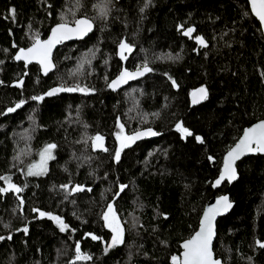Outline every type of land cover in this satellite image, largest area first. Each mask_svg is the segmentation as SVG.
Instances as JSON below:
<instances>
[{
	"label": "trees",
	"instance_id": "obj_1",
	"mask_svg": "<svg viewBox=\"0 0 264 264\" xmlns=\"http://www.w3.org/2000/svg\"><path fill=\"white\" fill-rule=\"evenodd\" d=\"M102 2L0 0V187L10 178L23 188L0 193V264H172L208 202L221 195L235 207L218 222L216 258L264 264V157L245 159L237 183L213 189L225 155L245 129L264 121V34L249 0H111L103 18ZM62 16L68 24L88 18L95 31L61 47L48 78L36 65L17 63L18 50L37 34L48 38ZM121 41L133 48L125 64ZM145 63L152 69L146 79L118 93L108 87L124 68ZM76 85L88 91L45 95ZM201 87L208 97L192 107L190 94ZM178 123L193 135L182 137ZM120 125L125 136L148 129L160 135L131 143L116 161ZM97 135L107 152L93 148ZM48 144L56 148L47 174L27 175ZM76 185L85 190L71 192ZM109 204L124 229V243L115 247H108L112 232L103 219ZM33 209L59 216L68 228L61 232ZM77 243L91 259H76Z\"/></svg>",
	"mask_w": 264,
	"mask_h": 264
},
{
	"label": "snow or ice",
	"instance_id": "obj_2",
	"mask_svg": "<svg viewBox=\"0 0 264 264\" xmlns=\"http://www.w3.org/2000/svg\"><path fill=\"white\" fill-rule=\"evenodd\" d=\"M110 2L111 0H103L102 4L97 6L100 9V15L102 18L107 16L108 5L110 4ZM250 3L253 13L259 18L262 23H264V0H250ZM12 15L14 18V9L12 10ZM61 19L62 22L52 29L51 36L47 40H40L37 34V36L34 38L32 46L27 49H19V52L15 56V59L18 61L24 60L26 62V65L35 61L42 67L46 75L54 67L51 56L52 50L57 44L73 37L81 38L93 30V23L87 18L76 19L74 21L75 27H70L68 23L63 20V16L61 17ZM193 31V28H188L186 31H184L183 34L190 37ZM196 40L201 46H207L203 37L197 36ZM118 47L121 59H127L125 53H131L132 46L124 41H121ZM0 63H2V61H0ZM151 71L152 69L148 67L147 63H145L142 67H138L135 72L124 70L115 80L111 81L108 84V87L115 90L120 85L127 83L128 80L135 79L137 76H142L144 75V73ZM22 84L23 81H20L17 86H22ZM173 85L175 86V81H173ZM74 91L84 92L88 90L86 88H81L79 85H76L74 87L60 86L58 88L51 89L45 95L52 96L57 94L58 92ZM197 94H199V96ZM192 96L193 103H199L200 100L207 99V90L201 87L194 91L192 93ZM43 98V95L31 97L32 100H43ZM23 103L25 102L20 101L16 104L15 108H8L7 111L13 112L16 110V108L21 107ZM120 128L121 132L117 134V139L120 141V148L115 152L116 161H119L121 151L124 148L130 146V144L134 143L137 139H140L144 136L158 135V133L154 132L152 129H148L146 132H136L133 135L125 136L123 135V125H120ZM176 128L185 136L193 135L192 132H190L187 128H184L179 123L176 125ZM92 139L95 147H103V137L97 135ZM196 140L201 143L203 142L202 138L199 136L196 137ZM55 148V144L46 145L43 151H41L39 154L40 162L38 164L31 165L28 168L27 175L33 176L44 174L47 171V161L50 159H54L52 150ZM104 150L106 151L107 149ZM249 152H264V121H261L244 131V135L240 139V141L227 153V156L224 159L223 171L221 172L219 178L216 180L215 185L213 186L219 185L225 179H227L228 181L236 179V170L234 167L235 161L240 159V157L245 153ZM209 159H211V157H209ZM4 179L6 178L0 177V180ZM8 179V187H0V193H7L9 191L21 193L23 191V188L17 187V185L10 182V178ZM61 187L66 192L69 190L68 185H62ZM125 187V185H121L120 190L123 191ZM83 190L84 189L81 186L76 185L71 189V192H78ZM88 190L91 191V189ZM17 198L20 200V204L22 205L23 199L19 196ZM221 204H223L222 208L220 207ZM230 207L231 204L228 202L227 197H222L216 202V206L208 208L204 213L203 219L201 220L200 230L197 231L194 236L183 243L182 247L184 251L182 253V258L178 256H172V264H221V261L218 259H214L213 256L212 242L213 237L215 236L213 221L216 215L220 214L221 211H226ZM33 211L39 212V215L41 217L48 216L49 219L56 221L61 232L65 231L68 228V225L64 223V221L59 216H54L51 213L42 212L39 209H33ZM103 219L106 222V226L113 233L111 243L108 247H115L116 245L124 243V230L121 227V223L111 204L107 206V211L103 213ZM22 231L27 234V227L22 229ZM91 238L93 240L101 239L100 237H97L95 235H92ZM3 239L4 237H0V240ZM8 239H11V236H9ZM260 247L264 248V243L260 244ZM107 250L108 248H105V251ZM76 252L77 260L91 259L90 256L81 254L79 243H77Z\"/></svg>",
	"mask_w": 264,
	"mask_h": 264
},
{
	"label": "water",
	"instance_id": "obj_3",
	"mask_svg": "<svg viewBox=\"0 0 264 264\" xmlns=\"http://www.w3.org/2000/svg\"><path fill=\"white\" fill-rule=\"evenodd\" d=\"M249 4H250V9H251V12H252V14H253V16L257 19V21L260 23V25H261V28H262V31H263V34H264V23H262L260 20H259V18L253 13V11H252V8H251V3H250V0H249ZM82 19V18H81ZM88 19V18H87ZM90 20V19H89ZM90 21H92V20H90ZM92 23H93V30L91 31V32H89L87 35H84L83 37H81V38H77V37H73V38H71V39H67V40H64L62 43H59V44H57L54 48H53V50H52V56H51V59H52V63H53V65H54V67L45 75V73H44V71H43V69H42V67L38 64V63H36L35 61H33L32 63H28L27 65H26V62L24 61V60H16V62L17 63H23V64H25L26 66H32V65H36V66H38L39 68H40V70H41V75H42V77H44V78H48L50 75H52L55 71H56V65H55V62H54V56H55V54H56V52L61 48V47H63V46H65V45H68V44H74V43H80V42H84V41H86L87 39H89L91 36H92V34L94 33V31H95V24H94V22L92 21ZM70 27H75V24H68ZM56 27V26H55ZM51 33H52V30H51V32H50V34H49V36H48V38L51 36ZM48 38H46V39H40V40H47ZM31 47V46H30ZM18 52H19V50H18ZM18 52H17V54H18ZM16 54V55H17ZM124 70H127V71H129V72H135L136 70H134V71H132V70H129V69H123L122 71H124ZM121 71V72H122ZM151 72H146V73H144V75H142V76H137L135 79H131V80H128V82L127 83H124V84H122V85H120L118 88H116L115 90H113L112 88H110L111 89V91H113V92H115V93H118V92H121V91H123L124 89H127L128 87H130L131 85H133V84H135V83H138V82H140V81H142V80H144V79H146L148 76H149V74H150ZM120 75V74H119ZM118 75V76H119ZM117 76V77H118ZM116 77V78H117ZM115 78V79H116ZM114 79V80H115ZM18 84H16V85H14V87H21V86H17ZM199 89V88H198ZM197 89H195V90H193L192 91V93L194 92V91H196ZM207 90V89H206ZM61 93L62 92H58L57 94H55V95H52V96H46V97H48V98H57V97H59L60 95H61ZM192 93L190 94V102H191V106L192 107H198V106H200V105H202L204 102H205V100L206 99H202V100H200L199 101V103H193V96H192ZM198 96H199V94H197ZM207 97H208V91H207ZM261 122V121H260ZM259 123V122H258ZM257 124V123H256ZM255 125V124H254ZM253 125V126H254ZM252 127V126H251ZM250 128V127H249ZM248 129V128H247ZM246 130V129H245ZM147 130H143V131H139V132H146ZM154 132H156L155 130H153ZM157 133V132H156ZM160 134H158V135H155V136H144V137H142V138H140V139H137L135 142H134V144H138V143H141V142H144V141H150V140H153L154 138H157L158 136H159ZM243 135H244V133H243ZM243 135L241 136V138L243 137ZM240 138V139H241ZM240 141V140H239ZM238 141V142H239ZM237 142V143H238ZM235 147V146H234ZM233 147V148H234ZM230 151V150H229ZM227 156V154L225 155V157ZM257 156H262V157H264V152H249V153H245L244 155H242L241 157H240V159H238V160H236L235 161V164H234V167H235V170H236V179H234V180H232V181H228L227 179H225V180H223L219 185H216V186H213V189L215 190V192H217L219 189H221L222 188V186L224 185V184H226V183H228L230 186H232V185H234L235 183H237V181L239 180V173H238V164L239 163H241L242 161H244L245 159H247V158H251V157H257ZM225 157H224V159H225ZM223 166H224V162H223ZM223 166H222V169H221V172L223 171ZM221 174V173H220ZM220 176V175H219ZM219 178V177H218ZM216 182V181H215ZM215 182H214V185H215ZM84 190H85V188H83ZM83 190V191H84ZM78 192H80V191H78ZM222 197H227V199H228V202L231 204V207L230 208H228L226 211H221L220 212V214H218V215H216L215 216V219H214V221H213V224H214V231H215V236L213 237V242H212V248H213V256H214V259H217L216 258V255H215V252H214V245H215V242H216V240H217V225H218V222L222 219V218H225V217H227V216H229L230 214H231V212L233 211V209H234V207H235V203L232 201V199H231V197H230V195H221V196H215L214 198H212L209 202H208V204L206 205V207H205V210H204V212H203V215H202V217H201V220L203 219V217H204V213L207 211V209L208 208H210V207H213V206H216V202L218 201V200H220ZM221 208L223 207V204H221V206H220ZM201 220H200V224H201ZM200 230V226H199V229H198V231ZM195 235V234H194ZM193 235V236H194ZM183 245V244H182ZM182 245H181V248H182V253H183V251H184V249H183V247H182ZM181 258H182V254H181ZM218 260H220L221 261V264H225L221 259H218Z\"/></svg>",
	"mask_w": 264,
	"mask_h": 264
},
{
	"label": "rangeland",
	"instance_id": "obj_4",
	"mask_svg": "<svg viewBox=\"0 0 264 264\" xmlns=\"http://www.w3.org/2000/svg\"><path fill=\"white\" fill-rule=\"evenodd\" d=\"M132 52H133V48H132ZM131 52V53H132ZM131 53H125V55L127 56V59H121V57H120V55H119V58L121 59V61L122 62H124V64H125V62H127V60L129 59V57H130V55H131ZM118 54H119V52H118ZM137 70V69H136ZM183 126V125H182ZM185 128V127H184ZM179 133H180V135L182 136V137H187V136H185V135H183L180 131H179ZM92 145H93V148L95 147L94 146V143H93V140H92ZM43 151V150H42ZM40 154V153H39ZM52 155L53 156H55V154H54V150H52ZM53 159H50V160H48L47 161V171L44 173V174H42V175H33V176H44V175H46L47 174V172H48V168H49V164H50V162L52 161ZM40 162V155H38V157L35 159V161H33V163L32 164H29L28 165V168L31 166V165H33V164H38ZM28 168H27V170H26V174H27V172H28ZM112 206H113V209L115 210V207H114V205L112 204ZM115 212H116V210H115ZM116 215H117V217H118V219H119V221H120V223H121V227L123 228V225H122V222H121V220H120V218H119V216H118V214H117V212H116ZM55 216V215H54ZM44 217H47L48 218V216H44ZM54 221V220H53ZM105 221V220H104ZM56 224H57V222L56 221H54ZM58 225V224H57ZM105 225H106V222H105ZM107 227V226H106ZM108 228V227H107ZM109 229V228H108ZM110 230V229H109ZM124 230V229H123ZM111 231V230H110ZM112 235H113V233H112ZM111 243V242H110Z\"/></svg>",
	"mask_w": 264,
	"mask_h": 264
},
{
	"label": "flooded vegetation",
	"instance_id": "obj_5",
	"mask_svg": "<svg viewBox=\"0 0 264 264\" xmlns=\"http://www.w3.org/2000/svg\"><path fill=\"white\" fill-rule=\"evenodd\" d=\"M124 69H127V68H124ZM104 146H106V144H105V142L103 141V147H102V149H105ZM97 148H99V147H97ZM106 152H107V150H106Z\"/></svg>",
	"mask_w": 264,
	"mask_h": 264
}]
</instances>
